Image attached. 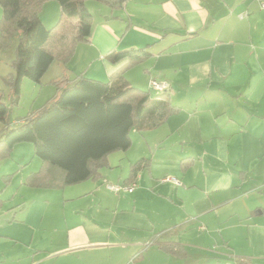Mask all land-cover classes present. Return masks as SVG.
I'll list each match as a JSON object with an SVG mask.
<instances>
[{
    "label": "crops",
    "instance_id": "1",
    "mask_svg": "<svg viewBox=\"0 0 264 264\" xmlns=\"http://www.w3.org/2000/svg\"><path fill=\"white\" fill-rule=\"evenodd\" d=\"M92 1H87L93 14L90 41L78 44L67 65L53 63L45 76L54 70L57 77L51 82L82 73L108 82L127 62L106 60L109 52L148 46L152 56L124 76L153 97L158 92L151 80L167 82L170 100L180 111L156 129L133 131L132 146L110 154L99 179L58 189L28 186L27 178L41 169V161L39 169L22 174L16 189L11 185L16 169L4 166L12 155L0 161V264H26V247L44 261L94 246L129 248L151 239L159 250L185 257V244L172 241V233L192 217L207 223L234 217L246 223L245 257L264 262L260 1L127 0L120 8ZM51 7L61 12L60 4ZM143 158L148 166L128 181L132 165ZM168 177L180 184L164 180ZM109 182L136 187L115 196ZM22 185L31 189L27 195ZM9 191L13 205L8 207Z\"/></svg>",
    "mask_w": 264,
    "mask_h": 264
},
{
    "label": "trees",
    "instance_id": "2",
    "mask_svg": "<svg viewBox=\"0 0 264 264\" xmlns=\"http://www.w3.org/2000/svg\"><path fill=\"white\" fill-rule=\"evenodd\" d=\"M48 1L52 0H0V49L19 34L13 62L16 73L4 79L12 88L15 103L20 100L25 77L42 83L53 63L67 65L78 44L88 43L92 36L93 14L88 0H54L60 4L61 14L52 27H47L40 16ZM95 1L120 8L127 0ZM151 56L148 46L117 49L105 59L127 62L108 82L84 73L74 80L63 76L53 81L57 94L52 101L17 127L8 128V106L0 99V121L5 125L0 133V161L9 159L17 144L30 142L42 167L27 178L28 186L58 189L99 179L109 155L132 146L133 131L156 129L180 111L172 104L168 90L153 97L151 90L133 85L124 76L126 69ZM148 162L143 158L133 164L128 181L133 182Z\"/></svg>",
    "mask_w": 264,
    "mask_h": 264
},
{
    "label": "rangeland",
    "instance_id": "3",
    "mask_svg": "<svg viewBox=\"0 0 264 264\" xmlns=\"http://www.w3.org/2000/svg\"><path fill=\"white\" fill-rule=\"evenodd\" d=\"M52 1L55 3L46 2L40 13L48 27L54 25L61 13L60 11H53L51 4L57 5L59 3ZM92 2L97 1L93 0ZM93 11L97 18L99 12L95 9ZM1 18L2 7L0 5ZM18 43L19 34L11 39L6 48L0 49V99L8 106V118L10 120L8 128L19 126L21 121L52 101L57 90V86L51 82V79L56 76L54 70L44 77L42 83L34 82L25 77L21 85L20 100L18 103L14 102L12 88L4 79L16 73L13 62ZM153 94L156 95L155 92ZM4 127L5 125L0 121V133ZM22 157L26 159L25 164L21 162ZM40 165L41 159L35 155L34 144L23 142L17 145L11 159L4 166H11L13 170L16 169L14 170L16 172H12L13 182L11 185L19 189L22 174L28 173L32 169H39ZM113 183L117 185L116 182H109L106 183V186ZM22 189L26 190V195L28 190H31L27 185H22ZM110 192L115 196L125 194V191H121L120 194L112 190ZM8 194L10 195L7 202L9 207L13 205V202L10 203L13 196L11 191ZM4 197L7 196L4 194ZM209 216L212 217L213 215ZM190 219L188 224L174 228L172 233L174 236L172 241H180L185 244L188 251L185 257L159 250L156 245H152L156 243V239H151L129 248H125L123 245L94 246L80 250L75 255H61L44 261L40 260L44 257L43 255L34 254L26 247V264H33L32 262L34 264H264L262 261L249 260L245 257L248 253L246 223H239L234 217L225 218L221 222L212 220L213 222L209 223L201 219H194V217Z\"/></svg>",
    "mask_w": 264,
    "mask_h": 264
},
{
    "label": "built area",
    "instance_id": "4",
    "mask_svg": "<svg viewBox=\"0 0 264 264\" xmlns=\"http://www.w3.org/2000/svg\"><path fill=\"white\" fill-rule=\"evenodd\" d=\"M260 1V4H261V7L264 8V0H259ZM150 87L151 89L157 91V92H164L166 90H169L170 88V84H168L167 82H162V81H159L157 79H152L151 82H150ZM164 180L166 181H172V182H175L176 184H180V182L174 178V177H168V178H165ZM136 187V183H130V184H107V188H109L110 190L116 192V193H119L121 191H133Z\"/></svg>",
    "mask_w": 264,
    "mask_h": 264
},
{
    "label": "water",
    "instance_id": "5",
    "mask_svg": "<svg viewBox=\"0 0 264 264\" xmlns=\"http://www.w3.org/2000/svg\"><path fill=\"white\" fill-rule=\"evenodd\" d=\"M122 1H125V0H122Z\"/></svg>",
    "mask_w": 264,
    "mask_h": 264
}]
</instances>
